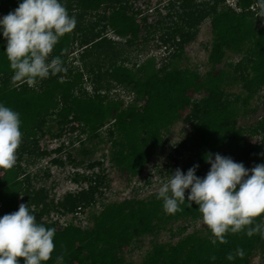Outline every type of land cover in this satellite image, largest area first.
<instances>
[{
	"label": "trees",
	"instance_id": "trees-1",
	"mask_svg": "<svg viewBox=\"0 0 264 264\" xmlns=\"http://www.w3.org/2000/svg\"><path fill=\"white\" fill-rule=\"evenodd\" d=\"M162 1L167 14L161 17L159 11L156 28L163 31L162 42L172 50L159 67L154 58L130 63V53L134 51L131 47L137 45L143 27L138 20L141 13L134 11L135 0H62L76 24L59 39L51 56H60L66 70L40 80L35 86L11 80L12 72L3 53L5 41L0 38V103L18 112L21 121L17 166L0 169V216L16 211L24 203L38 223L55 229L54 248L44 264H55V256L61 254L63 264H128L126 249L137 240L150 237L151 250L140 264H255L258 253L264 264V239L258 234L248 237L243 232L226 233V242L222 244L210 242L206 226L184 234L188 230L186 224L199 219L194 203L191 207L181 204L175 214H165L156 194L140 199L135 193L133 198L104 205L90 217L92 226L83 228L71 222V218L75 212L98 203V197L104 195L100 188L105 187L106 178L99 175L93 185V173L73 172L71 180L90 182V187L78 195L67 194L59 201L50 200L48 192L52 187L42 185L51 177L50 166H96L93 161L84 160L91 155L87 147L78 150L83 157L79 161L70 148L81 138L75 129L98 137L106 123H111L107 138L112 146V160L128 176L142 172L152 155L161 150L163 135L180 120L192 129L174 149L166 168L171 165L173 170L179 168L183 173L195 164V174L203 177L210 167L204 160L209 153L228 156L249 169L264 163V141H252V135L264 133V115L254 124H239L241 116L248 118L258 111L260 107L254 106L252 100L264 90V17L255 16V0H238L234 8L226 0ZM17 5L18 0H0V16ZM207 20L213 40L206 45L210 69L202 73L181 63L186 60L187 45L196 39ZM107 30L126 41L118 43L107 38ZM77 40L83 49L73 43ZM229 53L240 55V60H226ZM71 56L80 62L79 66L67 63ZM94 67L100 70L96 72ZM82 70L93 76V96L85 92L75 94L83 81ZM121 86L135 96L128 106L119 98ZM234 86L240 87L236 93L230 91ZM112 88L118 91L116 100L108 98L107 91ZM261 106L264 107V96ZM52 118L59 129L51 137L57 138L59 145L45 149L40 140L51 131L47 123ZM72 120L69 136L64 135L67 129L62 127ZM64 136L72 142L66 144ZM184 153H188L187 159H183ZM25 157H49L50 166L45 167L34 185L30 176L19 179ZM179 221L184 223L177 230L170 228L176 232L173 236H180L177 242L156 240L158 231ZM237 247L244 250L243 257H235ZM229 251L233 252V261L225 259ZM210 256L216 259L210 261Z\"/></svg>",
	"mask_w": 264,
	"mask_h": 264
},
{
	"label": "clouds",
	"instance_id": "clouds-1",
	"mask_svg": "<svg viewBox=\"0 0 264 264\" xmlns=\"http://www.w3.org/2000/svg\"><path fill=\"white\" fill-rule=\"evenodd\" d=\"M237 1L226 0V4L234 8ZM254 8L256 17H264V0H255ZM75 24V17L68 14L62 0H18L15 9L0 16V38L5 41L3 53L12 72L11 80L31 87L65 72L61 57L50 53ZM107 38L118 43L125 40L115 34ZM82 72L81 85L87 95L93 96V76ZM80 92L76 88L75 94ZM128 98L133 101L135 96ZM20 124L19 113L0 103V169L11 168L16 161L21 143ZM204 160L210 167L203 177L195 174L198 165L194 164L183 173L176 168L159 183L156 199L162 202L164 213L175 214L181 204L191 207L194 203L198 206L199 222L211 234L212 244L225 243L226 233L243 232L248 237L258 234L264 239V163L249 169L219 153H209ZM54 232L53 227L37 222L28 204H19L16 211L0 216V264H21V260L22 264H44L54 248ZM244 254L242 248L235 249V257ZM215 259L209 257L210 261ZM225 259L233 261V252L229 251ZM63 260L62 254L55 256V264H63Z\"/></svg>",
	"mask_w": 264,
	"mask_h": 264
},
{
	"label": "rangeland",
	"instance_id": "rangeland-1",
	"mask_svg": "<svg viewBox=\"0 0 264 264\" xmlns=\"http://www.w3.org/2000/svg\"><path fill=\"white\" fill-rule=\"evenodd\" d=\"M165 2L162 0H135L133 3L134 11H139L138 20L141 22L142 31L139 34V39L137 41V45L131 47V50H134L130 53V63H142L144 60L149 58H154L157 66H161L162 60L167 57V55L171 52L172 48H169L168 44H163L162 38L164 34L163 31L158 30L156 28V22L159 20L160 15L158 14L159 11L161 13V17H164L167 14ZM146 17L147 21H142V19ZM145 23V24H144ZM151 26L154 27V31L151 30ZM156 29V31H155ZM114 32L107 30L105 35H113ZM148 34H150L148 36ZM147 37V41H143V39ZM213 40V33L212 28L210 26V20L205 21L200 27V31L198 36L194 41H190L187 45L186 49V60L182 62L181 65L184 67H190L192 69H196L202 73H205L210 69V65L208 63V56L209 51L206 48V45L210 44ZM125 41V40H124ZM123 41V43H124ZM78 49H83L80 46L79 41H73ZM139 43V45H138ZM136 46V47H135ZM72 49L75 47L72 45ZM51 56V53H50ZM74 56H71L67 63H76L71 59ZM241 56L229 53L226 55V60L231 62H236L240 60ZM97 57H96V65H97ZM225 66V65H224ZM35 86V85H33ZM122 87V86H121ZM81 92H86L82 85L78 87ZM240 89L239 86H234L230 91L238 92ZM120 92L119 98L125 103V105H129L134 102L129 96H133V92L129 93L131 90L122 87ZM108 92L109 100H116L118 91L113 88L111 91ZM262 96H264V90L260 93L256 98L252 100L254 106H259L257 112L251 113L249 117L243 118L242 116L239 118V124L249 125L254 124L261 116L264 115V107L261 106ZM128 98V99H127ZM74 125V120L69 125H65L62 129H67V132L64 135H68L69 129L72 128ZM239 125V126H240ZM111 123H106L105 130H101L98 134V137L93 135V137L88 136L85 133H81L80 128L75 129L81 138L76 144H74V148H70L72 152H74V156L76 161L81 160L83 157L78 153V150L81 149L83 146L87 147L91 153V155L84 158L86 162L93 161L97 165L94 167H90L88 164H81L78 167L74 166H66V167H59L60 165L50 166L48 164L49 157L44 158L43 160L37 159L35 157H27L24 158L21 165L24 171H21L20 180L31 177L33 179V185L41 177L45 167L49 165L51 168V177L42 185L47 187H52L49 189L48 196L50 200L59 201L64 199L65 195L72 193L73 195H78L83 189H89L90 182H77L71 180V176L73 172L76 174L78 172L84 174H92L91 179L94 181L92 184H95V180L99 175L106 178L105 187L100 188V191L104 192L102 197H98V203L93 206H88L87 208H83L78 212H75L74 216L71 218V222L82 226L83 228H88L92 226V220L90 217L95 213H99L104 205L107 203L113 202H121L125 199L133 198L135 193L136 196L140 199L149 198L151 195L156 194L157 187L161 181L166 179L168 175L173 172L174 167L168 165V160H170V156L173 153L174 149L177 148V145L180 144L191 131V126L188 125L184 120L177 121L174 123L169 131L167 132L168 135L165 136L166 140H163L161 150L156 151L149 162L146 163L145 167L143 168L142 172L138 175H125L124 172L119 170L118 165L113 162L112 160V146L107 133V129H109ZM47 128H51L49 133H46L45 136H42L40 140V145L45 147V149H54L59 145V140L57 138H52L51 136L56 133L59 129L56 119H51L47 123ZM74 132V134H75ZM254 138L252 141L255 144H260L262 140L264 141V133H260L257 136L252 135ZM91 137V138H90ZM66 144L68 141L71 143L72 140L67 139L68 137H62ZM188 153H184L183 159H187ZM92 162V164H93ZM100 163V164H99ZM15 166H17L14 163ZM80 191V192H79ZM20 198V197H19ZM57 198V199H55ZM21 201V198H20ZM35 209V208H34ZM76 220V221H75ZM184 221H179L175 224L167 225L164 229L158 231L155 234V238L160 243H175L179 239L180 236H173L175 231L171 232L170 228H176L182 226ZM188 230L184 234L191 233L194 230H201L204 228L199 222V219L186 224ZM153 237L150 238H141L136 241V243L130 249H126L124 252L125 258L128 264H140L141 260L143 259L145 253L150 250L151 241ZM255 264H262V257L261 254L255 257L254 260Z\"/></svg>",
	"mask_w": 264,
	"mask_h": 264
},
{
	"label": "crops",
	"instance_id": "crops-1",
	"mask_svg": "<svg viewBox=\"0 0 264 264\" xmlns=\"http://www.w3.org/2000/svg\"><path fill=\"white\" fill-rule=\"evenodd\" d=\"M150 250H151V249H150ZM148 251H149V250H148ZM148 251H147V252H148ZM145 254H146V253H145Z\"/></svg>",
	"mask_w": 264,
	"mask_h": 264
},
{
	"label": "built area",
	"instance_id": "built-area-1",
	"mask_svg": "<svg viewBox=\"0 0 264 264\" xmlns=\"http://www.w3.org/2000/svg\"><path fill=\"white\" fill-rule=\"evenodd\" d=\"M55 199H57V198H55Z\"/></svg>",
	"mask_w": 264,
	"mask_h": 264
}]
</instances>
